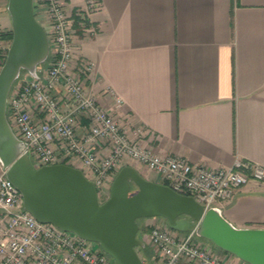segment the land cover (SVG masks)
<instances>
[{
	"label": "crops",
	"instance_id": "obj_1",
	"mask_svg": "<svg viewBox=\"0 0 264 264\" xmlns=\"http://www.w3.org/2000/svg\"><path fill=\"white\" fill-rule=\"evenodd\" d=\"M86 1L67 0V8L75 13ZM99 2L89 17L95 33L79 31L74 52L94 62L85 79L104 106L130 130L141 127L145 143L162 154L214 167L237 157L264 166V0ZM0 19L12 28L1 2ZM127 164L162 182L145 166ZM217 206L235 226L264 227V181L250 180ZM203 243L228 263L247 264ZM146 245L137 251L150 264L154 250Z\"/></svg>",
	"mask_w": 264,
	"mask_h": 264
},
{
	"label": "built area",
	"instance_id": "obj_2",
	"mask_svg": "<svg viewBox=\"0 0 264 264\" xmlns=\"http://www.w3.org/2000/svg\"><path fill=\"white\" fill-rule=\"evenodd\" d=\"M99 5V0H87L73 13L67 0H34L50 53L39 66V77L26 71L15 81L7 103L9 122L26 142L22 152L28 153L32 166L63 162L78 167L94 182L100 197L110 195L121 167L134 162L159 174L174 190L194 196L206 209L232 200L250 180L264 181V166L250 159L237 157L230 166L214 167L157 152L145 143L141 127L130 130L90 92L85 76L93 71L94 62L76 59L75 36L79 31L95 33L89 17ZM9 45L0 36V68ZM112 94L116 106H121L123 98ZM104 142L106 153L101 152ZM0 169V264H116L101 247L95 248V241L39 221L24 208L21 191L1 164ZM150 219L148 229L140 231V238L154 250L150 264H232L198 241L195 231L182 232L164 219Z\"/></svg>",
	"mask_w": 264,
	"mask_h": 264
},
{
	"label": "water",
	"instance_id": "obj_3",
	"mask_svg": "<svg viewBox=\"0 0 264 264\" xmlns=\"http://www.w3.org/2000/svg\"><path fill=\"white\" fill-rule=\"evenodd\" d=\"M7 10L12 40L0 68V164L21 191L26 210L41 222L99 243L116 264H144L137 251L146 246L138 236V219L151 217H162L175 230L195 231L249 264H264V227L235 226L221 207L206 209L194 196L148 179L133 165L121 167L104 201L78 167L63 162L32 166L28 153L22 152L26 142L9 122L8 95L22 70L39 77L50 40L34 0H8Z\"/></svg>",
	"mask_w": 264,
	"mask_h": 264
},
{
	"label": "rangeland",
	"instance_id": "obj_4",
	"mask_svg": "<svg viewBox=\"0 0 264 264\" xmlns=\"http://www.w3.org/2000/svg\"><path fill=\"white\" fill-rule=\"evenodd\" d=\"M7 1L8 0H0V2L2 3V4H4V5H6V7H7ZM45 63H43L42 65H44ZM24 74V73H23ZM0 171H1V169H0ZM109 196V194H106V195H103L102 193L100 194V200L101 201H104L105 199H107V197ZM160 219H163L162 217H159ZM145 219H147V218H139V223H140V225H141V231H143V230H145L144 229V226H143V220H145ZM138 236L140 237V232L138 233ZM196 239L198 240V241H200V242H208V243H212V244H214L213 242H211V241H209V240H207V239H205V238H203V237H200V236H196ZM100 247V245H99V243H95V248H99ZM144 248H147V250L149 249V247H147V245L146 246H144ZM219 248V247H218ZM219 249H221V248H219ZM220 254V253H219ZM224 254V253H223ZM222 255V254H221ZM247 263V262H246ZM247 264H249V263H247Z\"/></svg>",
	"mask_w": 264,
	"mask_h": 264
},
{
	"label": "trees",
	"instance_id": "obj_5",
	"mask_svg": "<svg viewBox=\"0 0 264 264\" xmlns=\"http://www.w3.org/2000/svg\"><path fill=\"white\" fill-rule=\"evenodd\" d=\"M0 36L2 37V38H4L5 40H7L8 42H11V40H12V28H10L9 30H4V31H0ZM6 54H7V50H6V52H5V55L3 56V57H6ZM42 65V64H41ZM40 65V66H41ZM26 71L25 70H22V73H21V75L23 74V73H25ZM164 183V182H163ZM136 190V188L134 187L133 189H132V191H135ZM138 222H139V219H138ZM140 224V223H139ZM142 227H141V225H140V231L142 230L141 229ZM145 230L146 229H148V227L146 226L145 228H144ZM139 231V232H140ZM223 252H225V253H229V252H227V251H225V250H223V249H221ZM231 254V253H230Z\"/></svg>",
	"mask_w": 264,
	"mask_h": 264
}]
</instances>
